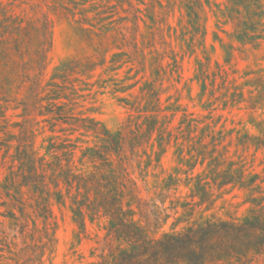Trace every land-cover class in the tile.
Returning a JSON list of instances; mask_svg holds the SVG:
<instances>
[{
	"label": "trees",
	"instance_id": "16d2710c",
	"mask_svg": "<svg viewBox=\"0 0 264 264\" xmlns=\"http://www.w3.org/2000/svg\"><path fill=\"white\" fill-rule=\"evenodd\" d=\"M89 1L52 0L51 9L75 16ZM261 1L230 0L224 9L219 8V20L224 17L235 22L232 39L254 44L264 38ZM47 2L0 0V264H44L45 253L54 251L57 240L55 205L70 209L78 241L87 231L88 221L106 219V240L95 264H251L263 256L264 178L227 156V146L222 145L226 124L218 129L220 120H209L213 115L195 116L179 99L171 102L168 97L169 104L164 106L163 90L156 87L159 78L146 81L136 97H120L133 113L119 129L77 112L70 73L77 68L86 73L105 64L111 48L95 43L93 31L83 28L80 41L93 54L85 57L84 64L75 60L63 63L44 84L53 34L50 15L41 5ZM28 4L30 11L22 10L25 16L16 12ZM128 4V16L122 20L132 26L125 28L122 44H117V38L112 43L132 50L115 52L113 69L137 61L139 56L138 23L143 11L130 1ZM184 7L188 22L182 27V40L191 54L198 45L204 55V59H196L195 75L202 98L220 77V89L225 92L216 101L222 99L223 110L235 106L248 110V121L256 128V133L239 130L238 143L264 149V119L258 120L255 114L264 109V76L252 81L248 92L243 85L230 86L220 62L216 61V69L211 67L202 0H186ZM92 8L98 23L91 25L99 26L101 32L112 29L106 21L112 18L115 6ZM88 11L81 9V13ZM145 11L154 21L151 5ZM234 50L233 45L225 48L226 63L232 61ZM138 63L145 68L144 59ZM174 63L176 66L177 59ZM155 75L160 76V69ZM122 87L117 83L114 92L124 91ZM214 94L215 89L210 90ZM212 105L205 107L211 109ZM10 110L22 120L11 123ZM180 112L179 122L174 124ZM47 132L50 134L38 145L39 136ZM171 145L176 147V174L156 173ZM198 165L204 169L196 173ZM137 172L144 181L150 175L157 178L155 196L150 200L140 197ZM182 183L190 188L191 201L171 199L166 206L171 191H178ZM229 185L246 191V201L252 206L244 217L209 213L223 197L224 192L217 194V190ZM171 217L170 230H165ZM181 223L186 224L179 228ZM19 239L23 245L18 248Z\"/></svg>",
	"mask_w": 264,
	"mask_h": 264
},
{
	"label": "rangeland",
	"instance_id": "374dc122",
	"mask_svg": "<svg viewBox=\"0 0 264 264\" xmlns=\"http://www.w3.org/2000/svg\"><path fill=\"white\" fill-rule=\"evenodd\" d=\"M48 5L41 3L45 12L50 15L53 25L52 46L48 52L46 69L43 76V83L47 84L51 81L56 70L63 63L75 60L85 63V57L93 54V49L88 47L86 43L80 41L82 29L86 28L93 31L94 42H102L104 48H111L107 54V62L98 65L95 69L80 73L79 68L71 72L69 75L70 85L73 88L76 101L78 102V111L85 115H90L101 120L110 129L116 130L125 125L129 116L133 113L119 99L120 97H136L140 95L141 87L146 81H153L156 78V87H161L162 101L165 105L168 97L171 102L179 99V103L195 116L204 119L213 115L209 120L219 121L218 129L224 127V135L226 139L222 145L227 146V156L237 162L240 166L244 165L248 172L259 173L264 178V149L256 148L253 145L239 144L237 133L249 130L256 133V128L249 123V111L239 109L237 106L223 110L222 99L216 101V97L225 92L220 89L221 78H217L216 85H209L208 93L202 98L201 85L195 79L196 75V59L203 58L202 49L197 45V52L191 54L188 51L187 44L182 40V27L187 26L188 18L184 3L186 0H90L86 5L76 10V15L63 14L51 9L52 0H47ZM121 1V2H120ZM129 1L137 8L143 11V20L138 23V60L127 62L118 69L112 68V57L115 52L130 51L131 47L115 45L114 39H118L117 44H122L121 38L126 33L125 28H130L132 23L122 20L128 16ZM144 2V3H142ZM264 4V0L261 1ZM202 22L207 28V50L211 52V67L216 69V61L220 62L229 76L228 83L230 86L239 84L245 86V91L251 88V83L258 76H264V38L253 43L243 44L232 39L231 34L235 30V22L227 18H218L217 12L219 8L224 9L230 4V0H202ZM101 4L114 5L115 9L110 20L106 21L112 29L101 32L94 20L95 12L92 7ZM151 5L155 10V20L152 21L145 14L148 6ZM29 4L24 5L16 12L21 16H25L26 9L29 12ZM86 8L88 12L81 13V9ZM141 14V13H140ZM219 14V13H218ZM83 18H88L90 23H80ZM93 19V20H92ZM220 21V23H219ZM264 21V19H263ZM98 33L100 36L95 35ZM216 35L219 38L216 39ZM197 42V41H196ZM198 44V42H197ZM234 46L235 50L230 63L225 62V48ZM116 46H121L117 48ZM215 48V49H214ZM144 59L143 65L138 62ZM175 59L178 63L175 66ZM204 59V58H203ZM120 66V63L117 64ZM160 69V76L155 75V70ZM123 86L124 91L114 92L115 86ZM215 89V94L210 95V90ZM248 96V93H247ZM211 109H207L208 104H212ZM247 103H242L246 106ZM212 108H217L212 111ZM212 112V113H211ZM264 109H259L255 114L258 120L264 119ZM9 119L11 123L20 121L22 118L13 115L14 111H9ZM178 114L174 124H178ZM220 115H223L220 118ZM17 132V129H13ZM50 134H42L38 138V145H41L45 136ZM221 145V146H222ZM176 147L171 145L162 157V164L156 170V173L165 171V174H176L178 166L177 157L175 156ZM44 152V150L42 151ZM203 167L198 165L196 173L203 171ZM140 197L143 200H150L155 196L154 184L156 177L150 175L144 181L139 172L135 174ZM185 179V174H180ZM221 197L214 209L209 213H216L217 216L224 218L244 217L248 214L252 204L246 201V191L238 186L229 185L221 190H217V194L222 193ZM190 188L182 183L178 191L172 190L171 197L167 199L166 206L171 205V199L180 201H191L189 196ZM160 203V201H159ZM55 215L58 220V228L56 231V245L53 252L47 250L43 257L44 264H95L100 258L98 254L102 252L105 243V218H101L95 222L88 221L87 231L82 234V240L75 238V232L78 230L73 221L72 213L69 208L64 206H54ZM173 217L169 219L165 230H170ZM186 223H181L184 226ZM32 226V224H31ZM42 224H39L41 227ZM18 248L23 244L18 240ZM251 264H264V255L255 258Z\"/></svg>",
	"mask_w": 264,
	"mask_h": 264
}]
</instances>
